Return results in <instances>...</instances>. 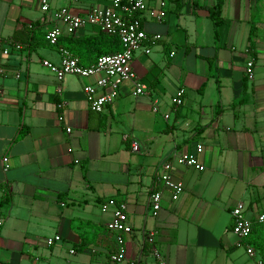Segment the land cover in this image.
Returning <instances> with one entry per match:
<instances>
[{"label":"crops","instance_id":"crops-1","mask_svg":"<svg viewBox=\"0 0 264 264\" xmlns=\"http://www.w3.org/2000/svg\"><path fill=\"white\" fill-rule=\"evenodd\" d=\"M110 3L50 0L43 14L38 0H0V38L25 45L4 56L0 43V263L71 264L55 251L57 242L45 243L59 236L69 257L110 264L115 239L105 226L112 208L102 212L100 205L113 198L124 203L132 229L119 264H157L145 242L149 232L167 264H260L230 224L238 203L251 220L264 210V0H223L215 29L209 17L215 0H146L139 19L148 40L131 62L146 94L134 97L133 86L122 83L95 113L83 88L101 75L58 83L41 63L59 65L62 48L82 66L93 64L106 49L99 29L84 26L51 46L45 39L57 25L51 12L83 16ZM161 3L159 21L149 11ZM249 57L252 79L244 72ZM179 89L182 105L174 107ZM197 145L201 170L176 165L175 156L195 154ZM165 162L183 185L176 201L157 180ZM151 190L162 193L156 216Z\"/></svg>","mask_w":264,"mask_h":264},{"label":"built area","instance_id":"built-area-1","mask_svg":"<svg viewBox=\"0 0 264 264\" xmlns=\"http://www.w3.org/2000/svg\"><path fill=\"white\" fill-rule=\"evenodd\" d=\"M39 10L43 14L50 12V0H38ZM148 10L146 0H111L110 5L104 7H92L85 15H73L66 8H60L51 12V20L57 25L46 31L45 39L51 46H56L58 40L63 36H71L84 26L97 27L100 32L109 36L118 38L121 44V51L111 54L102 55L89 66H82L79 60L72 56L67 50L59 49L61 55V63L55 65L49 61H42V66L49 70L60 83L65 76H74L80 79H87L96 75H101L95 84L84 86L83 93L89 109L95 113H101L106 105H109L117 95V88L122 83H130L133 86L132 95L134 97L145 95L146 88L142 85L131 67L134 53L141 49L143 43L148 40L147 34L142 29L139 15ZM150 15L156 20L161 21L165 16L164 3L160 4L158 10H150ZM159 39L155 35L150 38L152 41ZM2 54L8 56L11 52H20L25 48L23 43L14 41L13 39H1ZM145 54L149 53L146 49ZM253 59L248 58L245 64V76L247 79L253 77ZM2 71L0 70V74ZM15 79L20 78L19 73L14 74ZM109 91L97 94L98 89H106ZM61 87H56V93L61 95ZM184 95L183 89H179L171 98V104L174 107L182 105ZM1 98V93H0ZM62 103L57 105L58 109H62ZM154 112L157 107H152ZM164 118H168L167 115ZM60 120V119H59ZM67 129L66 132H69ZM130 149L133 152L138 151V144L135 141L130 143ZM202 146L197 145L195 154H184L175 156V163L179 166L194 168L201 170L202 166L197 160V155L201 154ZM3 170L9 168L7 156L2 157ZM162 173L157 180L170 192L172 201L178 200L183 192V185L174 181L171 177L172 163L165 162L162 164ZM162 193L159 190H151L148 194V205L151 214L156 216L161 208ZM112 208L111 220L106 224V229L115 236V249L109 253L108 261L110 264H119L125 260L126 250L124 236L131 233L132 229L127 225V216L125 205L113 198L106 199L100 205L102 212H106ZM253 224L264 225V210L260 212L254 219H248L245 216V207L242 203H238L231 210L230 231L241 241L249 237ZM154 232L146 234L145 242L148 245V252L157 264H167L163 255L154 244ZM60 241L59 236H54L45 240L47 246H51ZM70 253H74L73 250ZM246 253L250 257L255 256V251L251 247L246 248Z\"/></svg>","mask_w":264,"mask_h":264},{"label":"trees","instance_id":"trees-1","mask_svg":"<svg viewBox=\"0 0 264 264\" xmlns=\"http://www.w3.org/2000/svg\"><path fill=\"white\" fill-rule=\"evenodd\" d=\"M222 5H223V0H215L214 6L211 9H209V17L213 23L214 29L217 28V26L222 21V17H221ZM100 33L106 45V49L99 52L96 56V59L102 55H111L121 51L122 47L117 37L109 36L102 32ZM105 230L109 234H112L114 236V234L108 231L106 227ZM243 241H245L246 245L251 246L254 250H256V252L260 256V264H264V225L253 224L249 237L245 240H242V242ZM0 264H5V263H0Z\"/></svg>","mask_w":264,"mask_h":264},{"label":"rangeland","instance_id":"rangeland-1","mask_svg":"<svg viewBox=\"0 0 264 264\" xmlns=\"http://www.w3.org/2000/svg\"><path fill=\"white\" fill-rule=\"evenodd\" d=\"M65 245H66V243H65ZM55 251L57 252V253H59V256L61 257V259H62V261H64V260H68V261H71V264H76L75 262L77 261V260H75L73 257H69L68 256V254H67V252L66 251H64V250H62V242H57L56 244H55ZM79 257V256H78ZM79 260L77 261V262H79V263H77V264H82L83 262H84V260L85 259H81L80 260V258H78ZM88 260V259H87ZM88 262V261H87ZM89 263L90 264H95V261H89Z\"/></svg>","mask_w":264,"mask_h":264}]
</instances>
